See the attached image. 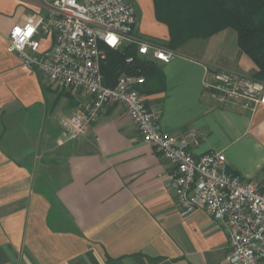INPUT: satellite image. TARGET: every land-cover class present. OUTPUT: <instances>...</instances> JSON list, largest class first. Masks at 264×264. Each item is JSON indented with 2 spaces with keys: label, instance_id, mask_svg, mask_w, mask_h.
Returning <instances> with one entry per match:
<instances>
[{
  "label": "crops",
  "instance_id": "obj_1",
  "mask_svg": "<svg viewBox=\"0 0 264 264\" xmlns=\"http://www.w3.org/2000/svg\"><path fill=\"white\" fill-rule=\"evenodd\" d=\"M52 1L0 0V264H229L223 222L203 207L181 213L166 184L174 165L142 139L122 104L66 137L62 119L88 96L8 50L11 28L47 15ZM128 1L133 36L174 51L138 85L161 130L187 140L195 156L223 151L229 173L264 187V105L251 111L203 85L206 67L253 74L237 34L220 31L194 52L191 40L172 49L155 0ZM38 36L40 50L49 49L53 34Z\"/></svg>",
  "mask_w": 264,
  "mask_h": 264
},
{
  "label": "built area",
  "instance_id": "obj_2",
  "mask_svg": "<svg viewBox=\"0 0 264 264\" xmlns=\"http://www.w3.org/2000/svg\"><path fill=\"white\" fill-rule=\"evenodd\" d=\"M136 21V8L128 0H53L47 15H30L11 28L8 50L17 52L25 66L39 69L51 81L88 96L62 119L67 138L84 134L107 107L122 104L142 139L174 165L166 184L173 189L181 213L203 207L223 222L230 243L229 264H264V187L229 173L223 151L195 156L187 149V140L162 131L159 113L138 89L146 80L144 75L122 73L114 86L104 83L102 63L109 49L132 42L145 58L168 62L174 57L170 49L136 39L132 34ZM40 32L54 37L45 51L40 50ZM126 61L132 62L133 56ZM203 85L223 100L251 111L264 105V79L206 67Z\"/></svg>",
  "mask_w": 264,
  "mask_h": 264
},
{
  "label": "trees",
  "instance_id": "obj_3",
  "mask_svg": "<svg viewBox=\"0 0 264 264\" xmlns=\"http://www.w3.org/2000/svg\"><path fill=\"white\" fill-rule=\"evenodd\" d=\"M156 16L169 26L170 38L165 46L178 49L193 39H206L233 29L240 50L255 63L251 75L264 79V0H155ZM133 56L132 62L126 59ZM156 62L140 55L136 43L109 49L102 63L104 83L114 86L122 73H153ZM72 88V87H71Z\"/></svg>",
  "mask_w": 264,
  "mask_h": 264
},
{
  "label": "rangeland",
  "instance_id": "obj_4",
  "mask_svg": "<svg viewBox=\"0 0 264 264\" xmlns=\"http://www.w3.org/2000/svg\"><path fill=\"white\" fill-rule=\"evenodd\" d=\"M231 34H233V40L234 36H236V31L233 29H230ZM231 35H229V39ZM208 44V41L206 39H193L190 41L188 48V51L194 52V50H200L201 48L205 47ZM246 58L250 59L248 55H245Z\"/></svg>",
  "mask_w": 264,
  "mask_h": 264
}]
</instances>
